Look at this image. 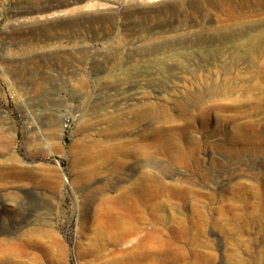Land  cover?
<instances>
[{
	"label": "rangeland",
	"instance_id": "1",
	"mask_svg": "<svg viewBox=\"0 0 264 264\" xmlns=\"http://www.w3.org/2000/svg\"><path fill=\"white\" fill-rule=\"evenodd\" d=\"M223 19L211 0H0V163L24 176L0 223L34 211L49 233L24 237L55 264H264V46L233 63Z\"/></svg>",
	"mask_w": 264,
	"mask_h": 264
},
{
	"label": "bare ground",
	"instance_id": "2",
	"mask_svg": "<svg viewBox=\"0 0 264 264\" xmlns=\"http://www.w3.org/2000/svg\"><path fill=\"white\" fill-rule=\"evenodd\" d=\"M195 1H200V0H195ZM203 1H205V0H203ZM211 1H214L216 3L217 8L221 10L223 17H224V19H223L224 24L223 23H222L223 25L221 24L223 32H222V36H220V39L222 40V42L226 41V42L230 43V45H231L232 51L230 52V56H229L230 61H233V63H236L239 60H242V58L247 59L250 55L247 49H256V48H259L261 46H264V23L257 22V23L251 24V25L248 24V22L246 20V11H245V9L247 7V3H248L247 0H211ZM255 1H257V3H259L262 7H264V0H255ZM261 12H262V10H261ZM261 15L264 17V14H261ZM221 26L219 28H221ZM209 41H212V39H209ZM217 54L221 55L220 53H217ZM181 55H183V54H181ZM189 55H190L189 53H186L184 56H181V57L187 58ZM160 64H162V63H160ZM162 65H164V64H162ZM130 96H131V100H137L136 94H132ZM134 103L135 102H133L131 104V106L137 105V103H135V104ZM152 104H151V102L149 103V102H144V100H141L140 105H137L138 107H136L135 109H132V110H133L135 116H140V117L146 116V115L149 116L153 113V112H149L152 110ZM162 111L164 112V110H162ZM142 144H140V145H142ZM132 147H135V145ZM141 147H144V146H141ZM143 149H145V148H141V151ZM117 151H119V150H117ZM126 151H124V152L126 153ZM143 153H145V152L142 151L141 154H143ZM121 154H123V153H121ZM116 159L118 161V157ZM20 170H19V168L17 169L14 166H11V165L8 166V165L0 163V187L4 186L10 182L20 181L22 179V176H23V173ZM23 178H24V176H23ZM33 213H34V211H21L17 214V216L12 217V219H7L4 222L0 223V264H6L10 261H14L15 259L23 257V252H21V251L16 252V250L22 246L23 247L26 246L29 248H35V249L41 248V249H43L42 251H45L44 257H42V259L44 260L43 262H47L48 264H55L56 263L55 262L56 257L54 258V256L51 254L52 250L50 249L51 248L50 244L52 242L48 243V245H44L43 241H40L39 237H38L39 239H37V237H35L36 239L31 238V237L28 238V236L24 237V235H26L25 234L26 231L29 233L31 231H33V232L38 231V233H39V231H40V232L45 233L47 235L49 233L47 230L45 231L42 228L43 227L42 226L43 221L40 220L38 217H35V215ZM110 218H111V216H110ZM114 224H116V223H114ZM14 225L19 227L20 229L21 228L22 229L26 228V229H24L25 231H21L18 234H14L12 232V227ZM45 225H48V224H46V222H45ZM122 228H124V227H122ZM34 234L36 235V233H34ZM31 236H32V233H31ZM31 260L35 261V262H39V259L36 256H33V258ZM40 261H42V260H40Z\"/></svg>",
	"mask_w": 264,
	"mask_h": 264
}]
</instances>
